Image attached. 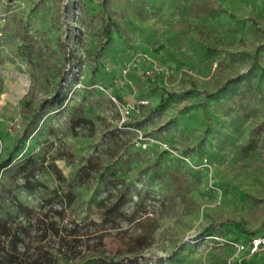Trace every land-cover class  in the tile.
<instances>
[{"label": "rangeland", "instance_id": "1", "mask_svg": "<svg viewBox=\"0 0 264 264\" xmlns=\"http://www.w3.org/2000/svg\"><path fill=\"white\" fill-rule=\"evenodd\" d=\"M4 222L10 264H264V0H0Z\"/></svg>", "mask_w": 264, "mask_h": 264}, {"label": "trees", "instance_id": "2", "mask_svg": "<svg viewBox=\"0 0 264 264\" xmlns=\"http://www.w3.org/2000/svg\"><path fill=\"white\" fill-rule=\"evenodd\" d=\"M1 226H2V230L0 231V241H1V238L10 235V234L6 231V230H7V223L4 222V223L1 224ZM4 229H6V230L4 231ZM12 242H13V241L10 240V243H11V244H12ZM0 264H10V261H7V262H6V261L0 259ZM32 264H36V263H32Z\"/></svg>", "mask_w": 264, "mask_h": 264}, {"label": "built area", "instance_id": "3", "mask_svg": "<svg viewBox=\"0 0 264 264\" xmlns=\"http://www.w3.org/2000/svg\"><path fill=\"white\" fill-rule=\"evenodd\" d=\"M140 144H141V142H140ZM142 145L143 146H145V143H142ZM260 244H263V248H264V239H254L253 240V246L254 247H257V246H259Z\"/></svg>", "mask_w": 264, "mask_h": 264}]
</instances>
